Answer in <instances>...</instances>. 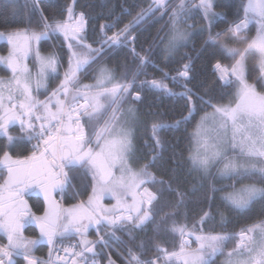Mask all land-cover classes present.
<instances>
[{"label":"snow or ice","instance_id":"snow-or-ice-1","mask_svg":"<svg viewBox=\"0 0 264 264\" xmlns=\"http://www.w3.org/2000/svg\"><path fill=\"white\" fill-rule=\"evenodd\" d=\"M8 4L0 13V264H264V209L229 231L215 204L218 192L229 211L264 204V0H241L231 18L217 0H149L135 14L122 9L131 19L118 29L100 25L92 43L76 0ZM196 17L207 34L197 55L210 56L212 79L194 90L192 56L180 57L175 76L156 61L180 56ZM156 24L164 27L137 51L134 33ZM53 40L63 51H42ZM125 48L131 67L127 57L104 62ZM150 67L160 78H149ZM152 91L181 98L179 118L149 113L145 122L138 105ZM192 122L188 148L176 152L164 133ZM69 193L75 202L65 205ZM32 195L42 197L40 214ZM197 196L203 206L193 210ZM217 217L219 230H207ZM150 226L156 235L142 239Z\"/></svg>","mask_w":264,"mask_h":264},{"label":"trees","instance_id":"trees-1","mask_svg":"<svg viewBox=\"0 0 264 264\" xmlns=\"http://www.w3.org/2000/svg\"><path fill=\"white\" fill-rule=\"evenodd\" d=\"M46 4H58L63 6L65 3L70 2V0H44ZM149 0H76V11H83L88 18V28H87V38L88 42L92 43L94 40L99 39V26L103 24H111L113 21L117 23L118 27L122 26V23H127L130 16L127 14H122V9H127L129 12L135 14L139 8L145 7L148 4ZM217 3L221 5L218 7L216 11L222 12L225 15H228L229 18L233 14H235L240 7L241 0H217ZM11 11V7L8 4V0H0V13ZM189 24H196V29L193 31V34L190 38V41L186 47L180 48V56H177L173 60H157V64L160 68H162L165 72L169 74V76H175L176 70L180 67V57L185 53L193 57V64L195 67V80L188 85V87L193 88L195 90L196 86L201 84L208 83L212 79V68L210 66V56L208 54H200L197 55L199 50L201 49L202 41L207 38L206 32L201 31V25L203 21L200 20L199 17H196L194 20L190 19L188 21ZM224 26V21H217V28H221ZM164 25L156 24L154 27H149L148 31H143V28L134 33L137 35L138 40L135 44L136 50L140 51L141 47L147 49L148 44L150 43V37L155 36L156 32L160 30ZM117 29H113L114 31ZM57 51H63L61 49L60 40H55ZM50 42H43L42 48L47 51L53 45ZM6 44L0 45V52H4L6 48ZM125 57H127V62L129 66H132V56L129 53L127 48L121 49L117 52H114L112 55H106L104 57V62L107 63L110 67H117L121 63L124 62ZM253 61L249 60V66L252 67ZM149 78L155 76L156 78H160L161 73L158 70H154L151 67L148 69ZM3 72H0V75H3ZM143 79V77H141ZM170 88L176 87V90H180L178 86H174L172 81H167ZM144 95V104L138 105L143 114L142 118L145 122L153 119V115L157 118L171 123L174 119L179 118V113L183 107V101L181 98L168 96L166 94H162L158 91L147 92ZM149 113L153 115H149ZM194 127V122L189 123L186 126V131L182 130L180 132H166L164 133L166 139L169 141L172 149H175L176 152L185 151L188 146L187 134L191 133ZM143 135V132H141ZM78 183V182H77ZM230 182L225 180L223 183H217L216 187H226ZM223 193L215 194V204L220 206L224 211L226 217L228 218L227 229L229 231H239L241 227H244L246 224L251 223L253 218L257 215V213L264 209V204L257 202L253 206V210L249 213H237L235 211H229L226 207L221 204L220 197ZM84 198V197H80ZM29 205L32 207L33 212L40 214L38 209L41 206L42 201L39 199H35L34 197H27ZM70 202H75L72 198L71 193L66 197L65 205ZM198 205L203 206L202 199L197 196L192 198L191 208L194 210ZM154 226H150L147 229L146 235H142V239H150L153 238L156 234L154 232ZM207 230L215 229L219 230V218L217 217L216 221L206 226ZM27 235L35 237L38 232L34 227L27 228ZM160 239H165L164 235L160 236ZM4 242V241H3ZM113 247H116L113 244ZM47 248L41 246L38 249L37 255L44 256L47 252Z\"/></svg>","mask_w":264,"mask_h":264},{"label":"crops","instance_id":"crops-1","mask_svg":"<svg viewBox=\"0 0 264 264\" xmlns=\"http://www.w3.org/2000/svg\"><path fill=\"white\" fill-rule=\"evenodd\" d=\"M60 42H61V40H60ZM31 197H34L35 199H39V200H41L42 201V197H39V196H36V195H32ZM106 204L108 203V200H105L104 201ZM30 227H34L35 228V226L34 225H28V226H26V229H25V234L27 235V228H30ZM36 229V228H35ZM37 230V232H38V229H36ZM0 236L2 237V234H0ZM89 238L90 239H96V236H95V232H94V230H90V232H89ZM41 246H43V247H45V248H47V246L46 245H40L39 247H38V249L41 247ZM47 250V249H46ZM37 252H38V250H37ZM37 252H36V254H37Z\"/></svg>","mask_w":264,"mask_h":264},{"label":"rangeland","instance_id":"rangeland-1","mask_svg":"<svg viewBox=\"0 0 264 264\" xmlns=\"http://www.w3.org/2000/svg\"><path fill=\"white\" fill-rule=\"evenodd\" d=\"M53 42L55 43V40H53ZM42 43H43V42H42ZM2 44H6V42L0 40V45H2ZM52 44H53V43H52ZM237 46H239V45H237ZM42 51H45V50L42 48ZM0 54H2V52H0ZM223 182H224V181H223ZM223 182H222V183H223ZM68 195H69V194H68ZM68 195H67V196H68ZM67 196H66V197H67ZM117 234L119 235V233H117Z\"/></svg>","mask_w":264,"mask_h":264},{"label":"flooded vegetation","instance_id":"flooded-vegetation-1","mask_svg":"<svg viewBox=\"0 0 264 264\" xmlns=\"http://www.w3.org/2000/svg\"><path fill=\"white\" fill-rule=\"evenodd\" d=\"M0 243H3V239H2V237L0 236Z\"/></svg>","mask_w":264,"mask_h":264},{"label":"water","instance_id":"water-1","mask_svg":"<svg viewBox=\"0 0 264 264\" xmlns=\"http://www.w3.org/2000/svg\"><path fill=\"white\" fill-rule=\"evenodd\" d=\"M179 98V97H178Z\"/></svg>","mask_w":264,"mask_h":264}]
</instances>
